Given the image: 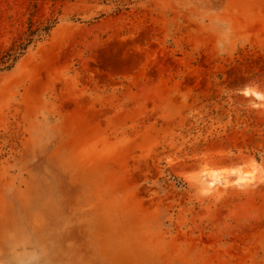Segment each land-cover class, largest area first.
<instances>
[{
    "label": "rangeland",
    "instance_id": "obj_1",
    "mask_svg": "<svg viewBox=\"0 0 264 264\" xmlns=\"http://www.w3.org/2000/svg\"><path fill=\"white\" fill-rule=\"evenodd\" d=\"M0 264H264V0H0Z\"/></svg>",
    "mask_w": 264,
    "mask_h": 264
},
{
    "label": "clouds",
    "instance_id": "obj_2",
    "mask_svg": "<svg viewBox=\"0 0 264 264\" xmlns=\"http://www.w3.org/2000/svg\"><path fill=\"white\" fill-rule=\"evenodd\" d=\"M227 35H228V31L225 30L224 33H221V40L218 42V47L221 48V51H222V52H223V42H224V40L226 39Z\"/></svg>",
    "mask_w": 264,
    "mask_h": 264
},
{
    "label": "bare ground",
    "instance_id": "obj_3",
    "mask_svg": "<svg viewBox=\"0 0 264 264\" xmlns=\"http://www.w3.org/2000/svg\"><path fill=\"white\" fill-rule=\"evenodd\" d=\"M114 52H117V49H114ZM95 60L97 61V63L102 64L103 63V58L100 55H96L95 56ZM105 61V60H104ZM102 79V78H101Z\"/></svg>",
    "mask_w": 264,
    "mask_h": 264
}]
</instances>
